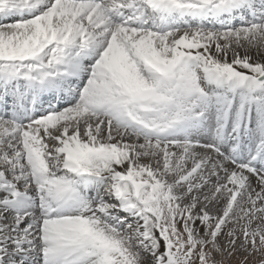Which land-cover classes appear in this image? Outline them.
I'll return each mask as SVG.
<instances>
[{
  "label": "snow or ice",
  "instance_id": "snow-or-ice-1",
  "mask_svg": "<svg viewBox=\"0 0 264 264\" xmlns=\"http://www.w3.org/2000/svg\"><path fill=\"white\" fill-rule=\"evenodd\" d=\"M0 264H264V0H0Z\"/></svg>",
  "mask_w": 264,
  "mask_h": 264
}]
</instances>
